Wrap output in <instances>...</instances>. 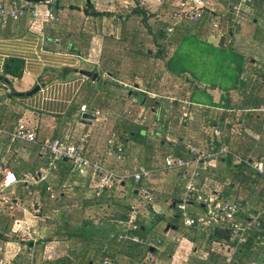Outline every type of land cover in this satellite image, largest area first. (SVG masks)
Returning a JSON list of instances; mask_svg holds the SVG:
<instances>
[{"label": "crops", "instance_id": "0c3cea01", "mask_svg": "<svg viewBox=\"0 0 264 264\" xmlns=\"http://www.w3.org/2000/svg\"><path fill=\"white\" fill-rule=\"evenodd\" d=\"M144 1L145 6L141 8L137 0H51L49 3L47 0H0V6H15L24 11L18 20L0 21V130L13 131L19 123H25L35 132L38 143L46 139L73 143L83 149L85 157L99 160L105 167L126 176L109 190L100 191L97 177L92 171L73 172L72 177L69 162L64 160L58 163L57 170L51 173L46 183L12 186L5 192L10 203L0 199V258L6 262L65 264L67 259L64 261L63 258L70 257L62 254L58 244L73 240V264H102L105 260L110 264H136L146 261L149 256L152 259L148 264H264V217L261 229L249 234L247 241L239 246L229 262L227 249L230 243L219 234L225 230L227 236L225 225H216L207 231L183 225L177 205L183 199L189 172L172 169L176 172L175 177L167 180L168 169L164 165V158L168 155L192 160L188 145L201 151L214 152L224 145L241 157L250 149L245 157L264 162V114L258 111L264 102L254 109H241L243 98L248 100L258 96L264 100V79L261 81L258 75L260 70L264 71V0H248L238 14L232 10V6L240 0H202L201 15L196 22L189 13L182 15L174 3ZM26 3L36 6L37 17L30 15ZM136 5L145 15L134 11ZM213 24H217V27H213ZM190 34L215 51L223 48L234 50L243 61L240 76L242 86L233 90L225 109L193 103L188 98L189 74L184 70L176 73L169 68L168 54L177 44L176 38ZM105 37L112 39V46L105 42ZM222 37L225 39L220 45ZM144 42L145 46H150L147 48L149 55L160 50L163 53L160 57H145L151 62L147 69L148 77L141 72L143 57L140 52ZM126 55L132 57L125 72L122 69ZM10 58L21 60L24 67L20 78L6 76L7 81L3 79V70ZM79 70L97 73L98 78L92 81L80 75ZM141 82L144 91L141 90ZM36 86L40 87L39 92L33 96L25 95ZM110 88L128 91L124 98L122 91L113 92ZM139 92L145 93L146 97L149 95L155 103L149 114L145 110L146 97L143 98ZM100 96H109L113 103L106 105V109L102 108ZM126 99L131 100L129 108L136 109V104L144 108H138L137 112L124 110ZM82 105L87 106L86 113L80 112ZM180 111L190 121L185 129H173L174 117ZM77 114L78 118L82 114H89L95 120L85 121L80 116L77 122ZM206 120H209L208 127ZM89 121L100 125V130L95 129L92 137ZM240 124H244V127L240 128ZM39 127H43L42 130L49 132L51 137L39 139ZM129 127L140 130L141 136L146 137V143L131 139V136L126 137L124 133ZM214 129H218L219 136L214 135ZM98 130L101 131L99 134L96 132ZM226 136L228 143L223 141ZM109 142L112 147L123 146L122 160L106 154ZM141 146L153 148L142 156L144 160H139ZM160 146H168L169 149L161 151ZM222 157L231 156L212 159L204 168L199 164L196 192L187 197L190 215H201L206 211L205 205L197 200L198 196L215 198L217 194L221 197L223 194L219 200L229 201L242 197L245 213L258 212L264 206V175H254L249 168L251 178L263 177L259 180L260 184L256 182L243 187L233 184L228 189L225 186L229 182H219L214 189L216 195L208 196L209 191L203 188H208L212 181H219L217 177L221 175L224 165L220 161ZM47 160L48 153L39 145L11 142L7 135L0 136L1 169H11L8 166L10 163L11 170L18 172L17 175L39 172L46 166ZM16 161L24 165L17 167ZM140 167L153 171L149 181L139 183L131 177ZM128 180L133 182L132 187L126 186ZM202 180L205 186L198 187ZM44 184L51 188L50 193L54 198L46 190L43 193L39 185ZM71 186L73 222L72 210L69 207L65 210L70 213L67 224L73 226V236L62 234L67 224L61 227L57 222L48 224L45 214L49 200H55L57 208L67 203L62 191L56 198L55 188L60 190ZM141 187L149 188L152 202L139 197ZM116 188L124 192L122 200L126 199L127 202L121 201L122 206L119 205L121 199L106 200L112 197ZM202 193L208 194L204 196ZM196 204L201 207H196ZM131 205L138 206L140 214L137 224L145 229L143 238L137 234L139 227L129 232L137 236L138 241L119 236L125 231L118 222L126 217ZM57 208L50 209L53 211ZM167 209L175 211L170 221L165 218L170 213H166ZM35 211L39 213L35 214ZM83 213L92 216L87 220ZM241 216L243 218L244 214ZM158 217L163 220L159 222ZM107 223L116 225L115 234L118 242H121L115 262L103 257L105 250H108L104 236ZM14 228L18 229L16 233L13 232ZM165 232L180 238V241L164 238ZM77 243L83 245L78 246ZM136 246L146 251L141 261L140 256L136 255L137 251L132 252V256L125 253L128 248L130 251L136 250ZM188 247L189 251L183 254L182 251Z\"/></svg>", "mask_w": 264, "mask_h": 264}, {"label": "built area", "instance_id": "2783aa9c", "mask_svg": "<svg viewBox=\"0 0 264 264\" xmlns=\"http://www.w3.org/2000/svg\"><path fill=\"white\" fill-rule=\"evenodd\" d=\"M158 4L170 2L174 3V6L183 13H189L192 15L193 21H198L201 15V7L203 5L202 0H154ZM248 0H240L239 3L232 6V10L238 14L241 6L247 3ZM51 0H47V3ZM139 7L145 6L144 0H137ZM27 5V6H26ZM26 7L29 10L30 15L37 17L36 6L26 3ZM24 11L15 6H0V21L6 23L8 20H18L22 17ZM213 27H217V24H213ZM168 31H171L168 29ZM259 112L264 114V105L258 109ZM81 113L87 112V106L82 105L80 107ZM98 114V112H96ZM240 128L244 127V124L239 125ZM7 135L11 142H25L30 144L39 145L43 150L48 153V160L46 166L39 172H27L17 175L13 170L8 168H0V199L4 202L10 203L6 197L5 192L14 185L23 184H43L46 183L52 172L57 170L58 163L61 161H68L70 170L72 172L82 173L86 169L92 171L97 177L98 189L109 190L113 184L121 183L126 176L120 175L113 170L105 167L99 160H91L84 156L83 149L74 145L73 143L66 142L60 139H46L42 143L37 142L35 132L29 129L27 124L19 123L13 131L0 130V136ZM214 135L219 136L218 129H214ZM190 153L193 155L192 160H184L179 157H173L168 155L164 158L165 169H182L189 172L188 183L183 193L182 201L177 205L180 211L182 223L186 228L197 227L201 231H207L216 225H225L227 231V241L230 243V251L228 261H232L234 253L238 250L239 246L244 244L251 232L259 231L262 227V219L264 217V206L258 212H246L245 205L242 197H237L234 201L219 200L214 197H201L198 196L197 200L205 205L206 211L201 215H190L187 211V197L190 193L196 192L195 183L199 177V164H202L203 168L207 165L208 161L216 159L219 156L230 155L235 164H244L247 168L253 171L254 175H264V162L262 160H255L252 157H241L238 154L231 152L227 147L222 145L219 151H201L188 145ZM109 157H112L118 161L124 157L123 146L118 145L112 147L109 142V147L106 151ZM153 171L140 167L137 172L133 173L131 177L135 182H147L151 179ZM46 191L51 192V188L46 186ZM138 195L146 202L150 203L153 200L152 194L147 187H141ZM50 197L54 198V195L50 193ZM140 214L137 205H131L127 215L124 219L118 222L119 226L125 231L119 235L122 238H127L132 241H138V237L129 234L131 231L138 229L137 218ZM244 214L242 218L241 215ZM19 224V223H18ZM19 226V225H18ZM18 228V227H17ZM17 228L13 229V232L18 231ZM164 238L170 239L174 242H179L180 238L170 236L168 232H165ZM1 250V248H0ZM149 256L147 260H151ZM0 264H10L0 258ZM102 264H110L105 260Z\"/></svg>", "mask_w": 264, "mask_h": 264}, {"label": "rangeland", "instance_id": "374dc122", "mask_svg": "<svg viewBox=\"0 0 264 264\" xmlns=\"http://www.w3.org/2000/svg\"><path fill=\"white\" fill-rule=\"evenodd\" d=\"M176 8V7H175ZM178 9V8H176ZM179 11V10H178ZM181 12L182 15H185L186 13ZM176 38L178 41L176 42L177 44L173 47L172 52H170L168 54V63H169V68L170 70L176 72V73H180L182 72V70H184V72H186L187 74H189L188 79H190V86L187 90H189V95L188 98H190V100L193 103H199L205 106H217V107H221L223 109H225V107L227 106L229 99L232 96V92L235 88H238L240 86H242V82L240 81V76L243 73V67H242V63L243 61L240 59V57L236 56V53L234 50H227L226 48L223 49H219L217 51H215L211 46H209L206 43H199V38L197 36L194 35H189L187 37L184 38ZM150 46H145V42L143 44V48L147 49ZM152 49V48H150ZM132 56L131 55H126L124 56L125 60V67L122 69L123 71L126 72V69L128 68L129 63L131 62L130 58ZM123 59V58H121ZM142 60V64H143V69L141 70L142 73L146 74V77H148V73L149 71L147 70L149 68L150 65V61L148 59H146L145 57L141 58ZM143 83L141 82V90L144 91L143 88ZM111 91H119L122 93V95H124L123 97L125 98L126 96V90L128 91V89L126 90H118V89H113L110 88ZM140 93V92H139ZM188 93V92H187ZM186 93V94H187ZM148 97V98H147ZM146 99H144V103H147V108L145 109L147 114L150 113L151 111V107L155 106V103L153 102V100L150 98L149 95H147ZM100 100L103 102L102 104V108L106 109V105L112 104L113 101L109 96H100L99 97ZM142 98V97H141ZM130 99H126V103L123 106L124 110H131L132 112H137L138 108L142 107V105H137L136 104V109L134 108H129L130 106ZM140 102V101H138ZM138 106V107H137ZM144 108V107H142ZM128 113V111H127ZM131 115V113H128ZM133 114V113H132ZM136 114V113H135ZM81 116V115H80ZM79 116V118H80ZM133 116V115H132ZM78 118V114L77 117L75 118V120L78 122L80 121V119ZM175 121L174 124L172 125L173 129H185L188 126V117L183 115V111H180V114L177 115V117L175 116ZM173 119V117H172ZM194 121V119H192ZM191 120V121H192ZM209 120L205 121V125L206 127L210 126L208 123ZM55 123V122H54ZM89 124H91L92 127V131L91 133V137L93 136V133L95 132V129H99L100 130V125L98 124V122L95 121H89ZM44 127V126H43ZM42 128H38V138L39 139H44V138H50V134L45 133L44 130ZM48 129V128H47ZM96 131L98 134L101 131ZM206 135V134H205ZM38 139V140H39ZM2 140H4L2 138ZM40 141V140H39ZM155 143V142H154ZM29 148H31L34 151H38V149L36 148H32V146H28ZM161 151H165L166 149H169L168 146H160ZM153 148L150 146L148 148H143L142 146L140 147V152L141 157L139 160H144V156L146 153L148 154V152L152 151ZM146 154V155H147ZM14 158V157H13ZM17 167H22L24 164L23 162H19L16 161L15 162ZM9 168L12 169V166L10 165V163L8 164ZM26 171V168H24ZM70 173H72V177H73V172L71 171ZM167 180H171L172 178H174L175 176V171L174 170H168L167 171ZM76 177L78 178V174H76ZM127 187H132L133 182L132 181H126ZM170 184L167 185V187H169ZM166 187V188H167ZM55 195L56 198L59 197V193L62 191L65 193L66 196V205H63L62 208H57L56 204H55V200H49L47 207H46V216L48 217V224H53V222H57L59 227L65 225L66 222H64L65 220L68 219H62L61 217V213H63V211L65 209H67L68 207L72 210V216H71V221L73 222V186L71 187H67L64 189H60L58 190L57 188H55ZM58 190V191H57ZM123 190H115V193L112 195V197H107V199H112L114 201L116 200H120V204L118 202L119 205H123L122 203H126V199H123ZM55 201V202H54ZM85 201V200H84ZM117 203V202H116ZM46 204V202L44 203ZM54 205V207H53ZM52 208H57V210H51ZM122 208V207H121ZM126 210V209H125ZM52 211V212H51ZM174 213H173V212ZM170 212L169 214H167L165 216L167 221H170L174 214L175 211L172 209H167L166 213ZM35 214L39 213L38 211L34 212ZM33 213V214H34ZM84 215V217L89 220L90 217L92 215L88 214H82V216ZM69 222V221H68ZM67 222V223H68ZM81 228V224L79 229ZM202 235V234H201ZM203 235H205V233H203ZM202 235V236H203ZM99 239V238H98ZM63 245L65 246V248H63ZM77 245H83L80 243H77ZM58 246L60 247V250L62 252V254L70 257V258H63V260L65 262V264H73V240L71 243H65V244H58ZM197 246V245H196ZM187 251H189V247L187 248L186 251H182L183 254L187 253ZM196 257V256H194ZM149 260L146 261H141L140 263H136V264H148Z\"/></svg>", "mask_w": 264, "mask_h": 264}, {"label": "trees", "instance_id": "16d2710c", "mask_svg": "<svg viewBox=\"0 0 264 264\" xmlns=\"http://www.w3.org/2000/svg\"><path fill=\"white\" fill-rule=\"evenodd\" d=\"M27 1L35 2L36 0H27ZM166 3L169 4L170 2H166ZM134 11L139 13L140 8L136 5V7L134 8ZM140 13L145 15V12H143V11H140ZM93 14L94 15H98V13H93ZM104 40H105V42H107V44H110L111 46L113 45L112 39L110 37H105ZM147 50L148 49H144L143 45H142V51L140 52L141 57H146V58H151V57H154V56L160 57V55L163 54L162 50H160V51H156V53L154 55L153 54L149 55ZM23 67H24V64H23V62L21 60L14 59V58L8 59L5 62V66H4V70H3V79L8 81L6 76H10L12 78H20L21 75H22ZM258 75H259V78H261V81H262L264 79V71L260 70ZM148 86L150 87V85H148ZM149 87H147V88H149ZM140 94L143 96V98L146 97L145 93H140ZM242 101L243 102H242L241 109H254V108H257L260 105H262L263 102H264V100L262 98L258 97V96L251 97L248 100L246 98H243ZM243 106H248V107H244L243 108ZM230 128H232V127H230ZM231 131H232V129H231ZM140 132H141L140 130H135L134 127H129L126 130V132L124 133V135L126 137H130L131 136V139H135V140L140 141L142 143L145 141V143H146V137H144V136L142 137ZM233 132H235V130ZM235 134L239 135V134H243V133L236 132ZM223 141L228 143L227 136L225 138H223ZM223 141H222V143H223ZM249 151H250V149H249ZM248 152L244 153L242 155V157H245ZM220 161L224 165H223V170L221 171V175H218V177H217V178H220L219 181L218 182L217 181H212V182H210V184H208V188H206V187L203 188L204 191H209V195L208 196L216 195V191L214 189H215V187H217L219 182H223V183L229 182L228 186H225V187H227L229 189L231 186H233V184H236L237 186H242L243 187L246 184H252V183H256V182L259 183V180L261 178H263V177H257V176L254 179L251 178L250 170H248V168L242 163L241 164H235L234 161H232L231 157H222L220 159ZM16 173L18 174V172H16ZM203 182L204 181L202 180L200 182V184H198V187H200V186L204 187L205 185H203ZM39 186L42 189L43 193H45V190H46L45 184L44 185H39ZM223 192H224V189H223ZM200 194H201V192H200ZM202 194L204 196H206L208 193L207 194L206 193H202ZM222 197H223V194H222ZM222 197L220 196V194H217L215 196V198H218V199L222 198ZM196 207H201V205L200 204H198V205L196 204ZM68 216H70V213H68L67 210H65L61 214L62 219H68ZM158 218H159L158 219L159 222H161L163 220L162 217H158ZM176 221H177V217H176ZM64 222H66L65 224H67L68 220H65ZM106 225H107V229L104 231L105 232L104 236L107 239L108 250H105L106 252L103 253V257L110 258L113 262H115L116 256L120 253L119 247L121 246V242L120 241L118 242L117 235L115 234V231L117 230L116 225L110 224V223H107ZM66 226L67 227L65 228V231H64L65 233H62V234L72 235L73 236V226L71 224H67ZM100 229L102 230V228H100ZM144 230H145L144 226H139V230L137 231V234L141 238H143ZM224 232H225V230L222 231V232H219V234H220V236H222L224 238L225 237L227 238V236L225 235ZM222 237H218V238H222ZM219 244L224 246V244H221V243H219ZM130 249H135V248H130ZM224 250H225L224 253H226V249H224ZM227 250H228L227 253H229L230 248L228 247ZM135 251H137L136 255L140 256L139 261H141L146 251L144 252L142 249H139L137 247L136 250H131V251L128 248V250H125V253H127V256L128 255L132 256L133 255L132 252L134 253Z\"/></svg>", "mask_w": 264, "mask_h": 264}, {"label": "water", "instance_id": "95a60500", "mask_svg": "<svg viewBox=\"0 0 264 264\" xmlns=\"http://www.w3.org/2000/svg\"><path fill=\"white\" fill-rule=\"evenodd\" d=\"M224 39H225L224 37H222L220 39V45L223 44ZM78 72H79L80 75H83L85 77L91 78L92 81H95L98 78L97 73H92L91 71L79 70ZM39 89H40V87L39 86H36L34 89H32L31 91H29L28 93H25V95L26 96H33L34 94H36L37 92H39ZM20 95H24V94H20ZM81 119L82 120H85V121H87V120H95V117H93V116H91L89 114H82Z\"/></svg>", "mask_w": 264, "mask_h": 264}]
</instances>
